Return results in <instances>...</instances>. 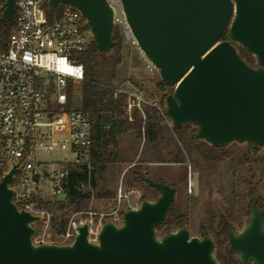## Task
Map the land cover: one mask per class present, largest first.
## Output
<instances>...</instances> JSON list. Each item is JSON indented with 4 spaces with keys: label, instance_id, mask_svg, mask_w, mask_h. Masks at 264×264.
Wrapping results in <instances>:
<instances>
[{
    "label": "water",
    "instance_id": "water-1",
    "mask_svg": "<svg viewBox=\"0 0 264 264\" xmlns=\"http://www.w3.org/2000/svg\"><path fill=\"white\" fill-rule=\"evenodd\" d=\"M17 0H6L3 17L14 18ZM138 48L173 88L166 114L180 127L223 147L236 142L264 150V0H121ZM78 9L100 51L114 47V10L108 0H49ZM229 32L231 40H222ZM238 46L256 60L251 66ZM16 167L0 179V264H220L211 236L184 226L159 235L177 189L147 178L160 194L124 211L122 222H104L97 242L89 225L71 243H36L40 215L20 209L9 187ZM67 193L58 197L67 199ZM230 250L243 264H264V212L255 207L239 232L228 231Z\"/></svg>",
    "mask_w": 264,
    "mask_h": 264
},
{
    "label": "trees",
    "instance_id": "trees-1",
    "mask_svg": "<svg viewBox=\"0 0 264 264\" xmlns=\"http://www.w3.org/2000/svg\"><path fill=\"white\" fill-rule=\"evenodd\" d=\"M0 46L5 45L14 30L15 20L3 17L6 0H0ZM67 4L52 11L46 4L50 18L62 14ZM90 26V25H89ZM114 47L107 52L98 50L93 39L88 47L78 53V61L85 67V79L76 93L70 94L76 105L90 114L94 147L93 166H72L65 180L67 199L42 202L39 207L51 213V228L63 235L71 216L90 208L93 198H112L117 195L115 172L118 165H125L123 179L126 189L143 188L142 200H155L160 192L150 186L147 178L165 181L177 189V195L164 223L157 231L164 235L181 227H188L200 237L212 236L214 254L220 264H243L227 244L226 230H239L248 222L253 206L264 212V154L262 148H254L244 142L218 147L199 138L197 128L185 123L178 127L169 125L166 114V98L173 88L158 78L154 81V93L159 95V107L144 105L145 117L135 109L130 119L127 112V96L116 95V87L122 83L118 69L124 60L120 31L113 30ZM222 40H231L229 32ZM239 53L248 64L256 66V58L237 45ZM159 77V76H158ZM245 145V146H244ZM202 167L200 175L205 181L226 165L229 175L222 176V203L207 200L205 216L193 220L190 215L199 197L188 194L189 173H171L154 170L153 165L185 164ZM205 174V175H203ZM2 172L0 171V178ZM212 181V180H210ZM213 184V183H212ZM261 191L263 192L261 194ZM213 195L210 189L209 196ZM218 206V207H217ZM218 208H221L219 211ZM123 215V214H122Z\"/></svg>",
    "mask_w": 264,
    "mask_h": 264
},
{
    "label": "built area",
    "instance_id": "built-area-1",
    "mask_svg": "<svg viewBox=\"0 0 264 264\" xmlns=\"http://www.w3.org/2000/svg\"><path fill=\"white\" fill-rule=\"evenodd\" d=\"M48 1L17 0L14 30L0 46V171L2 178L16 167L9 183L14 190L13 201L18 208L40 215L41 221L50 226L51 213L39 205L60 201L58 197L67 193L65 180L72 166L91 168L94 163L90 114L70 97L85 79V67L77 55L94 37L78 9L68 5L61 15L50 18ZM108 1L114 10V29L138 48L121 0ZM143 63L150 76H159L157 67L146 57ZM115 93L127 96L130 119L135 109L145 117L146 104L159 107L157 95L146 100L131 77L120 83ZM58 153L63 154L59 159L54 157ZM133 194H140L139 190L125 189L121 184L116 195L118 206L112 212L86 210L73 214L62 243H71L85 223L89 225L90 241L97 242L107 219L122 221L119 205L129 203ZM36 236V243L45 242L37 241Z\"/></svg>",
    "mask_w": 264,
    "mask_h": 264
},
{
    "label": "rangeland",
    "instance_id": "rangeland-1",
    "mask_svg": "<svg viewBox=\"0 0 264 264\" xmlns=\"http://www.w3.org/2000/svg\"><path fill=\"white\" fill-rule=\"evenodd\" d=\"M122 41H123V52H124V60L123 63L120 65L118 69V77L119 80L123 83V81L131 77L133 81L139 85L140 88L144 91L146 100L151 99L154 95V81L160 78L158 77H152L148 74V72L145 69L143 58L145 57L142 52H140L139 48L132 46L128 40H125L124 36L121 35ZM156 94V93H155ZM157 95V94H156ZM159 95H157V102L159 103ZM245 146V145H244ZM260 155L264 154V150H262ZM63 156L62 153L56 154L57 159L61 158ZM53 156L49 157L50 159ZM187 166L188 173H189V185H188V194L194 195L199 197V201L196 206L192 207L190 211V215L193 218V220H200L205 216V206L207 204V200H214L217 202L216 204L222 203V193H220V189H222L223 182L220 181V178L222 176L229 175V171L226 169V165H224L215 175L212 177L213 179L207 180L208 184L205 181V177L203 176V179H201L200 175L203 173L201 166H196V169L194 166L190 167L189 162L179 165V164H171V165H153L154 170L162 172L171 173V175H174L177 173V171H182ZM127 170V167L125 165H118L115 172V179L117 181L116 188L118 190V187L122 184L123 187L126 189L125 181L123 179L124 172ZM205 175V174H203ZM264 182V180H263ZM213 183V184H212ZM130 189H136L139 190L140 194H133L130 198L129 203L123 202L121 205H119V211L121 210L122 214L125 210L130 209L129 205H132L134 208H138L141 201L142 196L145 192L143 188H130ZM210 189H213V195L209 196ZM116 190V192H117ZM263 192L261 191V194ZM140 196V198H139ZM118 206L117 203V197L112 198H93L90 204V208L88 210H93L95 212H104L109 213L116 209ZM218 207V206H217ZM219 211L221 208H218ZM123 216V215H122ZM72 217V216H71ZM107 219L106 221H108ZM122 222V221H121ZM119 222V224L121 223ZM37 228V235L36 240L41 241L44 240L45 242H54L63 244V238L61 235H57L55 230L51 228L50 226H47V224L44 221H39L35 224ZM193 234V233H192ZM161 235V234H159ZM195 235V234H193Z\"/></svg>",
    "mask_w": 264,
    "mask_h": 264
},
{
    "label": "flooded vegetation",
    "instance_id": "flooded-vegetation-1",
    "mask_svg": "<svg viewBox=\"0 0 264 264\" xmlns=\"http://www.w3.org/2000/svg\"><path fill=\"white\" fill-rule=\"evenodd\" d=\"M256 206H253V208H252V210L255 208ZM252 210H251V213H252ZM250 216H251V214H250ZM250 216H249V219H250ZM249 219H248V222H249ZM247 222V223H248ZM245 226V225H244ZM240 230H242V228L241 229H239V230H233V231H235V232H239ZM228 231H230V230H226V232H225V235H226V238H227V244H228V237H227V233H228ZM212 237V236H211ZM213 238V237H212ZM215 242V241H214ZM228 246H229V244H228ZM215 249V248H214ZM230 249V248H229ZM238 256V255H237ZM241 261V260H240ZM249 264H254L253 262H251V263H249Z\"/></svg>",
    "mask_w": 264,
    "mask_h": 264
}]
</instances>
